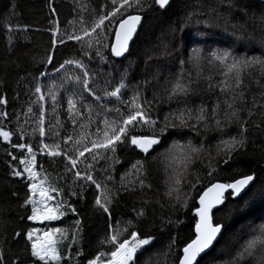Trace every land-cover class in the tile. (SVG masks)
Wrapping results in <instances>:
<instances>
[{
    "label": "trees",
    "instance_id": "trees-1",
    "mask_svg": "<svg viewBox=\"0 0 264 264\" xmlns=\"http://www.w3.org/2000/svg\"><path fill=\"white\" fill-rule=\"evenodd\" d=\"M141 3L143 10L134 5L125 13V16L141 14L144 21L129 56L119 61L112 56L110 48H101L102 59L96 55L98 45L88 48L86 43L68 39L69 35H82V20L83 27H90L100 14L111 11V0H0V97L7 99L6 105H0V111L8 113L6 118L0 119V124L5 130L14 133L12 143L33 146L38 153L36 170L40 177L47 175L51 184L63 189L62 195L53 194L55 199L66 200L76 208L75 213L67 210L62 221L68 235V239L61 243L62 254L68 253V244L77 227L76 220L81 221L82 233L72 245L73 259H65L62 264H87L89 259H94L101 251H111V246L102 241L118 226H126L127 221H132L134 227L124 233L121 240L128 238L133 230L138 231L142 237H155L151 246H146L143 253L138 254L137 264H178L185 242L193 238L194 210L203 190L216 181L230 182L255 173L256 180L247 192L235 199L227 194L225 210L214 215L215 222L223 223L224 234L201 264H227L252 231L264 224V115L259 114V109L257 115L249 120L247 148L233 153L227 164L223 163V152L218 154L217 150L221 133L212 128L205 131L202 125L198 126L200 135L190 128L168 129L161 137V143L147 156L134 146L118 145L116 156L120 163L111 172L114 180L107 182L108 189L113 193L109 205L110 215L95 206L99 192L90 182L84 185L82 196L70 194L72 190L79 191L77 185L72 183L75 170L65 172L67 161L63 156L50 158L46 152L40 154L41 137L38 132H32L43 110L45 143H53L50 137L55 130H59L62 148H71L72 143L86 131L92 135L82 140L78 147L82 149L85 143L91 147L89 141L97 138V127L102 133L104 117L107 116L109 120L117 118L114 111L106 112L105 109L119 107L122 113L127 114V104L137 91V86L142 102L147 101L144 109L152 119L157 120L158 129L163 125L164 117L175 113L178 108L190 107L195 110L203 105L210 109L217 97L223 101L219 88H209V82L204 78L211 75L213 85L222 79L218 71L209 68L207 64L213 52L231 51L234 56L248 57L264 55V21L261 20L264 16V3L257 0H172L166 9H160L154 0H141ZM57 27V43L53 46V32ZM61 39L64 40L62 44L59 42ZM87 39L85 37V41ZM85 52L90 55H85ZM197 53L203 63V76L199 84L193 85L194 91L182 97L181 102L170 101L166 89L180 79L181 74L184 82L195 80L197 69L193 61ZM49 56L52 57L50 63ZM66 60H79L85 65L91 77L90 87L96 95L102 97L96 101L89 93H83V102L78 104L83 115L75 117V125L69 118L67 101L73 93L82 90V85L71 78H83V69L74 64L60 69ZM255 74L258 76V72ZM122 78H126V87L122 89L120 99L105 96V91H113L122 82ZM36 87L41 88L45 97L43 101L39 100L41 93L35 92ZM50 91L56 95L55 111ZM260 91L252 83L250 91L246 92L248 106H251L253 96L257 100L261 99ZM88 105L94 109L92 122L87 129H82L81 123L88 124ZM29 106L32 113L26 117L24 114ZM243 115L247 118L246 113ZM57 119L60 121L58 125ZM257 123L261 125L260 128L255 127ZM18 125L25 129L23 140L17 131ZM237 131V126L233 125L226 130L223 138L236 135ZM130 134L150 135L152 129L146 125H137ZM67 136H72L73 141L65 146L63 138ZM189 140L197 146L203 143L204 151L188 165L182 178L181 192L188 197V207L185 209L176 204L175 193L172 197L167 193L174 187L172 178L175 171H183V152L179 146H186ZM8 153L18 159L13 160ZM26 154V149L22 153L0 138V248L4 250L6 264H33L34 261L30 256V245L26 247L24 239L27 230L37 226L26 218L31 214L30 207L22 206L30 194L27 187L29 181L26 173L23 178L12 175L14 168L23 171L18 160ZM69 154L74 156L75 152ZM172 158H175V163H170ZM81 159L91 162L88 153ZM137 160L146 161L147 175L144 179L151 187L140 190L137 181L136 190L126 192L121 187L120 178L130 171L131 164ZM111 163L100 159L95 165L94 178L102 184L108 174L102 170L107 169ZM78 167L83 171L84 163ZM212 169L216 171L209 177L207 173ZM130 181H136V177L129 175L124 183L128 185ZM77 183L82 184L83 181ZM191 184H196V187L193 189ZM142 208L145 215L137 218V212ZM227 209H231V212ZM169 219L173 224L166 223ZM177 220L183 223L176 225ZM17 231L24 235L14 238ZM173 237L177 243L169 249ZM81 250L83 255L77 257L76 253ZM259 255L243 264H257ZM35 264L42 262L36 261Z\"/></svg>",
    "mask_w": 264,
    "mask_h": 264
},
{
    "label": "snow or ice",
    "instance_id": "snow-or-ice-1",
    "mask_svg": "<svg viewBox=\"0 0 264 264\" xmlns=\"http://www.w3.org/2000/svg\"><path fill=\"white\" fill-rule=\"evenodd\" d=\"M170 0H154V3L159 6L160 9H165L169 5ZM112 10L105 11L95 19L90 27H83L82 24V35L73 34L69 35V40H76L87 44L88 48H92L93 45H98L96 48V55L102 56L101 48L109 49L114 57H123L125 53L129 51V44L132 41L134 35L137 32L138 26L141 24L143 17L141 15H127L128 12L134 5L143 10L141 0H111ZM235 6V5H233ZM107 7V6H105ZM55 12V9H52ZM264 21V16L261 17ZM107 22V23H106ZM59 29L53 32V46L56 45L57 40L55 39ZM85 37L88 39L85 41ZM61 44L64 40L59 41ZM85 55H90L85 52ZM52 57H48L50 63ZM194 66L197 69L195 80L189 79L184 82L183 74L181 78L177 79L170 88L166 89L168 92V99L176 100L178 103L181 102L182 97L189 96L194 91L193 85H198L203 76V63L201 56L197 53L194 57ZM181 63H185L182 61ZM76 65L78 68L83 69V78L80 76L72 77L78 84L82 85V90L73 93L68 98V115L75 125L77 120L76 116H82L83 113L78 108V104L83 102V93L87 92L95 98L96 101L102 99L101 96L96 95V92L90 87V73L85 65L79 60H66L64 64L60 65V69H63L65 65ZM207 64L209 68L218 71V74L222 77L213 85V77L211 75L204 77L208 82L209 88H219L220 95L224 97L221 102L220 98L217 97L216 103L209 109L201 105L197 109L190 107L178 108L175 113H169L164 117L163 125L157 129V120L152 119L144 109V103L142 102V96L137 86V91L131 97V101L128 102V113L124 114L121 112L119 107L112 109H105L106 112H115L117 118L109 120L107 116L104 117L102 123L104 128L101 133V129L97 127L95 133L96 139H91L89 143H85L82 147H78L82 140L87 139L92 133L82 132L80 138L76 139L72 143L71 148H62L60 142V132L55 130L51 139L53 143H45L44 137L46 136L45 115L44 111L41 110L38 121H36V127L32 129L33 134L37 133L41 137L40 141V154L46 152L50 158L63 156L67 163L65 164V172H73L74 185H77L79 191L72 190L71 195H83L85 190L84 185L89 182L95 185L99 195L95 198V206L102 209L105 213H109V205L113 200V193L107 187L108 181H113L114 176L111 172L115 171V165L120 163L119 158L116 156L117 146L124 144L126 146H134L145 156L150 154V150H154V146L161 143V137L170 128H190L196 131L197 135H200V128L203 127L205 131L210 128L219 131L222 135L217 150L218 154L223 152L225 158L224 164H227L231 160L233 153L239 152L247 148L248 145V132H249V120L254 115H257V109L260 110L261 115H264V55L261 56H234L231 51L213 52L211 57L208 59ZM59 71V69H57ZM258 72V76L255 74ZM126 78H122V82L113 91H105V96L113 97L117 100L121 97L122 89L126 87L124 82ZM249 81L251 83H249ZM252 83L261 89L259 95L260 100H257L255 96L252 98L251 106H248L246 98V92L250 91ZM36 93H41V88L36 87ZM50 95L53 99V111H55L56 95L50 91ZM76 97H79L77 99ZM44 95L41 93L39 100L43 101ZM7 99L0 97V105H6ZM93 107L87 106V119L88 124H80L82 129H87L92 122ZM32 113V108L29 106L27 112L24 114L26 117ZM246 113L247 118L243 115ZM99 115V113H96ZM8 113L6 111H0V119L6 118ZM20 117L17 116L19 121ZM195 123H190V121ZM178 121V123H177ZM27 123V119L25 120ZM57 125L60 123L59 119L56 121ZM137 125L148 126L152 129L150 135H134L130 134ZM233 125L238 128L236 135H229L227 139L223 136L226 130ZM55 128V126H52ZM256 128H260L259 123L255 124ZM17 131L20 133V139H24L25 129L22 125H18ZM157 131L159 134H157ZM12 131L5 130L4 126L0 124V138L3 142L11 144L12 148L19 149L23 153L26 149L27 154L22 155L18 163L22 166L23 171L14 168L12 175L15 177H24L27 174V184L29 195L25 198L23 207H30V215L26 218L33 222L43 224L44 222H52L61 219L65 215L67 210L75 213L76 208L69 204L66 200H56L53 194L62 195L63 189L51 184L47 175L40 177L36 170L37 152L34 150L31 144L25 143H12ZM206 139V137H205ZM73 141L72 136L63 138V145H68L69 142ZM175 147V145H174ZM183 157L181 159V167L183 171L177 169L173 176L174 187L169 189L167 195L170 197L175 193L176 204L182 208H187L188 197L181 192L182 178L184 173L187 171V167L194 159L204 151V145L201 143L199 146L193 144L191 140L187 142V145H180ZM75 152V155L69 153ZM85 153L91 156V162L87 163L81 158L85 157ZM111 153V155H107ZM13 160H17V156L12 153H8ZM100 159L109 160L112 163L109 164L107 169L102 171L108 173L105 177V182L102 184L94 178L95 165ZM80 163H84V170L81 171L78 167ZM170 163H175V158H172ZM42 170V166H41ZM216 170H210L207 175L211 177ZM129 175H134L136 181H130L128 185L124 183L125 178ZM147 175L146 161L137 160L131 164L130 171L125 172L120 178L121 187L127 191H135L138 181V187L143 190L145 187L150 188L151 185L147 184L144 177ZM63 178V177H61ZM256 180L255 173L244 175L241 178L234 179L230 182H215L211 183L210 186L206 187L202 194L199 196L198 206L195 207L194 225H193V238L186 241L183 248L181 249V255L178 258V264H201L204 257L208 256L211 249L216 243H219L220 238L224 234L223 223L215 222V212L224 211L226 208L225 201L227 199L226 193L233 199L238 198L244 193ZM78 181H83L82 184H78ZM199 177H197V183H199ZM191 183V182H190ZM131 185V186H129ZM194 189L196 184H191ZM15 196L16 193H13ZM52 201H55L52 203ZM175 207V205H174ZM231 212V209H227ZM145 210L142 208L137 212V218L143 217ZM168 225L173 224V221L169 219L166 222ZM183 223V221H175L176 225ZM76 230L71 236V243L68 244L67 255L62 254L60 247L64 240L68 239L67 231L61 228L50 227L47 229H41L37 227H31L27 230L26 235L20 231L15 233L14 238H19L24 235L26 240V247L30 245V256L34 258L33 264L36 261L42 262V264H62L65 259L71 261L72 245L75 244L82 233L80 228L81 221L76 220ZM133 222L127 221L126 226L120 228L119 226L114 229L109 236L102 241L103 244L111 246V251H101L94 259H89L87 264H137V258L139 253H143L146 246H151L155 237L147 236L142 237L141 234L133 230L130 232L129 237L123 240L120 237L133 228ZM177 243V239L173 237L169 244V249H172ZM259 258L257 264H264V224L260 225L257 229L252 231L250 237L243 243L240 250L236 253L235 257L228 261L227 264H243L244 261L250 258H256L257 254ZM83 255L82 250L76 253L79 257ZM19 259V258H17ZM0 264H6L5 255L3 248H0ZM15 264V262H14Z\"/></svg>",
    "mask_w": 264,
    "mask_h": 264
},
{
    "label": "water",
    "instance_id": "water-1",
    "mask_svg": "<svg viewBox=\"0 0 264 264\" xmlns=\"http://www.w3.org/2000/svg\"><path fill=\"white\" fill-rule=\"evenodd\" d=\"M257 1H259V2H261V3H264V0H257ZM171 2H172V0H170V2H169V5L171 4ZM169 5L166 7V8H168L169 7ZM165 8V9H166ZM131 15H141V14H131ZM142 17H143V19H142V21H141V24L138 26V28H137V32H136V34L134 35V37H133V39H132V41L130 42V44H129V51L127 52V53H125V55L123 56V57H114L116 60H119V61H121V60H123V59H125L126 57H128L129 56V54H130V50H131V47H132V45H133V43H134V41H135V39L137 38V35H138V33H139V31H140V28L142 27V25H143V21H144V16L143 15H141ZM154 148H155V146H154ZM153 150H150V153L152 152ZM241 178V177H240ZM216 182H222V181H216ZM215 183V182H214ZM210 186V185H209ZM252 186V185H251ZM250 186V187H251ZM249 187V188H250ZM248 188V189H249ZM247 189V190H248ZM247 190L244 192V193H242L241 194V196H243L246 192H247ZM202 194V193H201ZM200 194V195H201ZM226 196H227V193L225 194ZM240 196V197H241ZM240 197H238V198H240ZM198 200H199V198H198ZM216 213V212H215ZM215 215V214H214ZM222 238V237H221ZM220 238V239H221ZM220 241V240H219ZM217 244V243H216ZM215 244V245H216ZM215 247V246H214ZM213 247V248H214ZM213 248L211 249V251L213 250ZM210 251V252H211Z\"/></svg>",
    "mask_w": 264,
    "mask_h": 264
},
{
    "label": "rangeland",
    "instance_id": "rangeland-1",
    "mask_svg": "<svg viewBox=\"0 0 264 264\" xmlns=\"http://www.w3.org/2000/svg\"><path fill=\"white\" fill-rule=\"evenodd\" d=\"M63 220H64V216H62L61 219H59V220L52 221V222H44L43 223V224H48V226H42L43 224H40L38 222H33V221L32 222L35 223V224H37V226H35V227L41 228V229H47V228H50V227H55V228H61V229H63V223H62ZM58 222H60V224H57Z\"/></svg>",
    "mask_w": 264,
    "mask_h": 264
}]
</instances>
